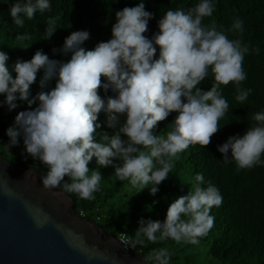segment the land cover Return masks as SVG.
<instances>
[{"label":"clouds","instance_id":"1","mask_svg":"<svg viewBox=\"0 0 264 264\" xmlns=\"http://www.w3.org/2000/svg\"><path fill=\"white\" fill-rule=\"evenodd\" d=\"M50 8L49 0H17L10 6V14L14 24L23 27L22 16L31 20L38 11ZM214 9L213 0H200L187 10L169 9L158 20L159 31L149 38L145 33L154 14L141 0L117 11L111 38L92 49L82 46L90 39L89 31L71 32L62 49H53L71 53L67 61L50 59L40 49L30 60L18 58L10 70L9 55L0 51V95L5 97L0 106L7 105L12 111L19 106L18 100L29 106L6 130L10 139L5 146H16L23 137L26 153L47 167L42 177L46 189L62 188L94 200L102 179L100 171L88 166L95 157L100 167H114L119 181L127 180L140 191L153 185L150 194L155 196L159 185L169 178L178 154L190 145L208 146L220 130L219 121L229 109L221 85L234 83L235 98L241 104L252 92L240 87L247 78L243 61L249 46L241 39H229L215 24H203ZM57 28L54 20L47 22V39ZM233 30L242 33L243 21L237 19ZM253 51L258 53L259 49ZM41 70L42 90L33 96L31 85ZM209 70L214 81L205 91L199 85ZM53 79L55 86L43 90ZM101 88L105 94L111 89L115 95L102 97ZM101 112L106 114L107 126L115 131L111 136L103 133L97 142ZM172 112L177 113L172 130L166 136L154 134L158 122ZM253 119L256 126L218 145L223 161L229 163L231 157L238 170L264 164V112H257ZM195 179L196 186L170 204L164 221L141 218L134 237L121 240L132 249L146 246L144 237L152 243L171 239L177 244H199L214 227L210 212L213 206L222 205L223 197L210 182L207 187L200 186L203 174L197 173ZM171 255L167 248L153 250L143 264H170Z\"/></svg>","mask_w":264,"mask_h":264},{"label":"trees","instance_id":"2","mask_svg":"<svg viewBox=\"0 0 264 264\" xmlns=\"http://www.w3.org/2000/svg\"><path fill=\"white\" fill-rule=\"evenodd\" d=\"M15 2L17 0H0V51L9 55L7 64L10 70L18 58L30 60L40 49L50 59L69 60L71 53L65 55L62 51L53 52V49H62L65 38L73 31H89L90 39L82 46L94 48L98 42L111 38V28L116 22L115 13L124 7L136 6L141 0H49L50 10L44 13L38 11L31 20L22 16L25 21L23 27L15 25L10 14V6ZM143 2L146 10L154 14L145 33L151 38L159 31L158 20L167 10H187L200 0ZM213 3L214 12L211 17L203 19V24L206 27L215 24L217 30L225 32L229 39H241L243 44L249 46V53L243 61L247 78L240 85L243 89H252L247 100L243 104L236 100L237 87L234 83L221 85L229 109L219 121L220 130L212 136L208 146L190 145L178 154L169 178L159 185L155 196L150 194L153 185L140 191L127 180L119 181L114 175V167H100L95 157L88 165L102 174L100 190L94 193L95 199L85 200L76 193L69 194L75 201L76 211L80 214L83 212L84 217L97 222L113 236L126 233L131 238L139 228L141 218L164 221L170 204L179 196L187 195L197 184V173L203 174L204 182L200 186L207 187L210 182L223 197L222 205L211 209L210 214L215 220L208 235L200 238L199 244L195 245L177 244L171 239L152 243L144 237L146 246H137L141 256L145 258L153 250L167 248L172 254L170 264H264V164L238 170L236 162L230 157V162L225 163L223 154L218 150V145H222L230 136H242L249 127L256 126L258 122L253 116L257 112H264V0H213ZM237 19L243 21L242 33L233 30ZM49 20H54L58 28L47 39L45 28ZM256 48L259 49L258 53L253 51ZM158 56L159 46L156 58ZM42 76L43 70L31 85L33 96L42 90L39 83ZM102 79L107 82L106 78ZM213 81L214 75L209 70L208 77L199 87L210 90ZM55 82L53 79L43 90H50ZM99 94L102 97L115 95L111 89L105 94L102 88ZM4 99L0 95V100ZM17 103L19 106L12 111H8L7 105L0 106V154L12 163L35 168L46 175L47 167L26 153L23 137H20L18 145L5 146L10 139L6 130L13 125L20 111L29 108L27 102L18 100ZM176 115V112H172L166 120L158 122L154 134L166 136L172 130L171 123ZM106 118L104 112L98 116L97 123L101 127L96 131L97 142H101L103 133L111 136L115 131L107 126ZM261 160L264 161V155ZM68 179L66 176L65 180Z\"/></svg>","mask_w":264,"mask_h":264},{"label":"water","instance_id":"3","mask_svg":"<svg viewBox=\"0 0 264 264\" xmlns=\"http://www.w3.org/2000/svg\"><path fill=\"white\" fill-rule=\"evenodd\" d=\"M43 176L0 154V264H143Z\"/></svg>","mask_w":264,"mask_h":264},{"label":"built area","instance_id":"4","mask_svg":"<svg viewBox=\"0 0 264 264\" xmlns=\"http://www.w3.org/2000/svg\"><path fill=\"white\" fill-rule=\"evenodd\" d=\"M81 215L83 216V212L81 213ZM84 217V216H83ZM119 243L121 244V246L128 252H137L141 255V250L136 249H132L131 247H128L122 240L121 237H123L124 239H129L130 237L126 234V233H121L118 236H116Z\"/></svg>","mask_w":264,"mask_h":264}]
</instances>
